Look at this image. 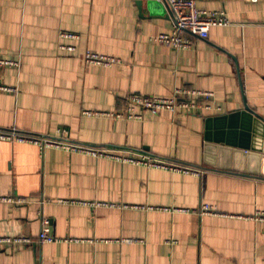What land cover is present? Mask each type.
<instances>
[{
    "label": "crops",
    "instance_id": "1",
    "mask_svg": "<svg viewBox=\"0 0 264 264\" xmlns=\"http://www.w3.org/2000/svg\"><path fill=\"white\" fill-rule=\"evenodd\" d=\"M148 1L0 0V60L18 63L0 66V85L15 89L0 91V132L66 129L77 144L143 150L199 171L0 139V198L25 201L0 202V239H12L0 242V264H264V224L250 219L264 212V165L239 172L233 158L231 171L205 163L209 118L245 106L264 118V0H196L231 25L184 50L154 42L173 19ZM87 52L119 63L87 65ZM184 88L213 92L211 108L107 116L132 95L169 98ZM203 205L218 214H201ZM44 219L53 243L39 240Z\"/></svg>",
    "mask_w": 264,
    "mask_h": 264
},
{
    "label": "built area",
    "instance_id": "2",
    "mask_svg": "<svg viewBox=\"0 0 264 264\" xmlns=\"http://www.w3.org/2000/svg\"><path fill=\"white\" fill-rule=\"evenodd\" d=\"M173 19V29L171 33H163L154 38V42L166 45L176 50L189 49L193 46L192 39H208L210 30L214 27H228L231 21L224 11H205L198 7L196 0H167ZM61 37L66 40H77L78 35L71 32H62ZM60 49L67 53H75L74 46L62 45ZM83 61L87 65H98L111 67L119 63L116 58L99 55L94 52L84 54ZM0 66L17 67L18 63L14 61L0 60ZM0 91L13 93L15 89L0 85ZM213 92L196 91L190 89H176L173 96L169 98L132 95L127 108L115 114H107V116H115L117 118L140 120L142 116L137 113L150 112L157 115L161 112H169L173 115L179 113L198 114L200 110H209L210 103L214 100ZM89 116L94 115L87 112ZM0 139L13 141L17 143L31 144L39 147L42 151L53 148L65 150L68 152H78L94 156L96 158H108L120 162L122 164H132L136 166H144L147 168L173 169L184 173L199 174L194 168L183 167L182 165H174L169 161L162 160L143 150H120L96 148L88 145H81L71 141L70 133L66 129H61L55 136H37L17 131L0 132ZM0 202L9 204H22L23 199H12L9 197L0 198ZM203 215L218 214L217 210L209 205H203L200 209ZM251 220L264 224V212H257L250 217ZM40 242L53 243L55 238L50 235L49 222L43 220V229L39 235ZM19 243H30L29 239H15ZM0 242L10 243L12 239H0Z\"/></svg>",
    "mask_w": 264,
    "mask_h": 264
},
{
    "label": "water",
    "instance_id": "3",
    "mask_svg": "<svg viewBox=\"0 0 264 264\" xmlns=\"http://www.w3.org/2000/svg\"><path fill=\"white\" fill-rule=\"evenodd\" d=\"M137 4L142 5L141 1ZM148 5L161 6L172 17L167 0H149ZM206 129L205 163L211 168L231 171L232 158L241 166L239 172H245L247 164L256 169L264 165V118L248 106L230 115L209 118ZM224 159H229L227 165Z\"/></svg>",
    "mask_w": 264,
    "mask_h": 264
}]
</instances>
